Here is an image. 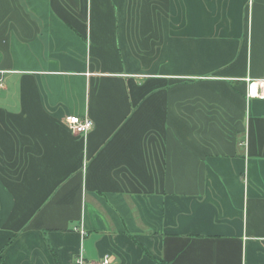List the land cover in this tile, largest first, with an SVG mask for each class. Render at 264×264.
<instances>
[{
    "label": "crops",
    "instance_id": "crops-1",
    "mask_svg": "<svg viewBox=\"0 0 264 264\" xmlns=\"http://www.w3.org/2000/svg\"><path fill=\"white\" fill-rule=\"evenodd\" d=\"M0 77V264H264V0H0Z\"/></svg>",
    "mask_w": 264,
    "mask_h": 264
},
{
    "label": "built area",
    "instance_id": "built-area-1",
    "mask_svg": "<svg viewBox=\"0 0 264 264\" xmlns=\"http://www.w3.org/2000/svg\"><path fill=\"white\" fill-rule=\"evenodd\" d=\"M246 83V100H262L264 101V79H245ZM2 86V78L0 77V87ZM65 123L68 129L77 136H86L93 128V122L87 116L70 115L65 118ZM112 258L105 256L97 264H111ZM75 264H96L94 262L87 261L80 253L76 259Z\"/></svg>",
    "mask_w": 264,
    "mask_h": 264
}]
</instances>
